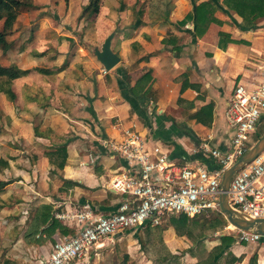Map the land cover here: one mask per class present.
Listing matches in <instances>:
<instances>
[{
	"label": "crops",
	"instance_id": "crops-1",
	"mask_svg": "<svg viewBox=\"0 0 264 264\" xmlns=\"http://www.w3.org/2000/svg\"><path fill=\"white\" fill-rule=\"evenodd\" d=\"M262 1L165 0V9L157 18L147 22L141 14L138 28L132 29L130 24L129 29L121 26L117 31L113 26L119 15L111 12L102 23L111 27L112 32L106 37L114 33L110 48L120 60L112 73L110 70L104 75L93 54L101 46L92 49L93 58H87V50L77 41L69 40L71 46L65 39L62 41L61 37L70 36L58 34L60 26H48V17L34 24V29L28 22L18 29L21 16L17 18L11 37L22 36V40L9 45L6 53L21 62L0 63L29 73L14 81L13 101L0 95L1 112L2 99L9 107L4 113L7 133H0V158L8 161L9 168L4 172L10 176L7 180L3 173L0 180L12 182L0 198L11 191L30 200L29 210L49 205L54 218L67 227L71 224L65 216L84 205L91 206L96 215L114 211L120 198L107 186L124 162L110 156L103 142L119 139L121 130L130 126L160 145L176 162L204 164L209 169L207 159L199 152L201 144L209 140L212 147H227L231 132L224 113L232 91L238 83L258 80V65L264 59ZM194 4H207L211 9L209 22L199 37L194 33ZM29 28L32 30L27 33ZM164 38L166 43H162ZM48 45L51 46L46 48ZM150 54L148 62L138 61ZM67 56L72 59L68 61ZM145 68L151 70L153 78L149 95L129 97L126 73L133 83ZM18 83L23 92H17ZM179 98L191 110L190 120L182 123L177 119ZM77 99L80 103L76 108ZM171 103L174 108L170 113L175 119L167 116L169 112L164 114ZM157 106L161 110L157 111ZM206 106L211 107L209 126L191 118ZM141 115L148 118L150 127ZM4 136L8 139L4 140ZM61 145L66 146L67 160L64 168L58 170L48 164L43 152ZM174 235L169 227L164 239L176 240ZM53 238L62 240L57 235ZM47 243L37 248L41 257H47L54 245ZM241 249L232 251L239 257ZM263 251L264 246L256 252L258 264H264ZM253 253L247 254L242 264H247Z\"/></svg>",
	"mask_w": 264,
	"mask_h": 264
},
{
	"label": "built area",
	"instance_id": "built-area-1",
	"mask_svg": "<svg viewBox=\"0 0 264 264\" xmlns=\"http://www.w3.org/2000/svg\"><path fill=\"white\" fill-rule=\"evenodd\" d=\"M224 116L231 132L227 147L220 150L207 140L199 148L204 159L218 166L213 170L204 164L176 162L134 126L122 129L117 140H105L108 154L124 162L107 186L119 196L118 207L96 215L91 206L84 205L66 215L77 233L55 243L49 255L37 259L36 264H80L109 236L146 225L159 226L168 215L192 218L207 212L221 214L222 175L250 149L252 134H258L264 120V59L258 65L256 82L236 84ZM227 200L245 218H264V150L233 176ZM235 231L236 243L264 246V237L256 232Z\"/></svg>",
	"mask_w": 264,
	"mask_h": 264
},
{
	"label": "rangeland",
	"instance_id": "rangeland-1",
	"mask_svg": "<svg viewBox=\"0 0 264 264\" xmlns=\"http://www.w3.org/2000/svg\"><path fill=\"white\" fill-rule=\"evenodd\" d=\"M42 1L35 0L34 7L31 10L23 12L19 15V17H21L19 19L20 22L17 28L20 29L21 26H25L27 22L30 23L33 28L35 27L34 24H37L41 19H45L48 17L47 19L49 20L47 21L48 23H46L48 24V26H51L52 28L60 26L61 28L60 30H58V34H67L66 36H70L73 38L68 39L70 37H61L62 41L63 39H65V43L67 44V46H71V42L69 40L77 41L80 46L84 47V49L87 50L85 51L87 58H93L91 54V51H93L92 49L95 47L99 48L101 46L102 40L106 37V35L112 32L109 25H106V27H104L102 23V21L105 19V16H109L111 12L112 14L115 12L116 15H119L118 23L116 22L115 27L113 26V29L117 31L121 28V26L123 28L126 26V28L129 29L130 24L135 20V12L137 10L142 11V19L150 22L154 19L153 17L157 18V16L163 11V9H165V0H101V6L99 8L100 10L97 16L88 17V15H85L82 17L81 9L87 4L88 0H69L67 4L63 2V0ZM56 2L59 3L55 4ZM127 10L129 11L126 12ZM31 30L32 29L29 28L27 33ZM88 32H92V34H89ZM159 34L161 33H158V35ZM97 36L98 38L96 39ZM26 38L24 39V41L26 40ZM8 40L10 46L15 44L17 45V43L21 42L22 36L9 37ZM58 42L59 41H57V43ZM50 46L51 45H48V47L46 48H49ZM7 51L1 52L0 54V61L2 62V64L5 65L12 62H21L20 59H14L11 54L6 53ZM33 53L39 54L38 51H34ZM69 57L67 56L68 61L72 59H69ZM67 60L65 59V61ZM42 61L45 62V60ZM112 70L110 71L111 73ZM131 70L133 71L134 69ZM104 74L105 73H103L102 70V75ZM13 83L14 81L12 82V86ZM21 86V83H18L16 85V90L19 89L17 92L21 90V92L24 91ZM78 89L81 90L80 87ZM74 103L77 108L80 100L77 99ZM1 108L3 114L1 112L0 133H7V122L4 118V113L9 107L8 103L3 99L1 100ZM173 108L174 104L171 103L166 108V112H164V114H167L169 112L167 116L175 119L173 114L170 113ZM176 109L179 110V117H177V119L179 120L178 122L182 123L184 121L190 120L188 117L191 111L190 108L185 107L184 104L177 103ZM61 110H64V108L61 107ZM158 110H161L159 106H157V111ZM258 133L260 136L263 135L264 124L263 126H261L260 130L258 129ZM255 136V133L252 134L251 147L255 143ZM7 139L8 138L5 137L4 140ZM45 150H47V148ZM3 173L5 174V172ZM3 173L0 175H3ZM4 178L9 180L10 176L5 174ZM18 195V193H11V191H7L1 197L2 199L0 198V206L2 207L0 209V264H36V260L42 256V254L38 252L37 248L40 246L49 245V243L44 242L41 243L42 245L36 244L34 243V237H26V229L30 225L35 212L29 210L30 200L28 198L21 199L20 197H18ZM38 207L35 206L34 208L37 209ZM29 217H32L31 220L29 219ZM224 222L225 224L223 227L220 226L206 231L205 237L202 238L201 241H199L198 245H194L192 241L190 239H187L186 237H177L174 235L176 240H169V237H166V239H164L166 231L169 229V216H166L165 218H163L161 225L158 226L161 231V234H159L161 238L160 240H162L164 245L172 254H176L180 257V262L182 264H191L196 260L204 258L205 254L208 251H210L214 246L218 245L220 243V237H235L236 231L227 228L230 224L226 221V219H224ZM165 229L167 230L164 232ZM140 234L141 228L130 233L124 232L113 237L111 236L110 239L102 242L103 245L101 247L92 250L89 256H87L85 260L80 264H122V260L125 255H128L127 264H153L148 259V257L144 255L139 249L140 238H142ZM168 236H170V238L172 237L171 234ZM233 240L234 242L230 246V251L232 253V250H235L236 247L243 248L237 253H240V255L243 257V260L241 263L237 264H242L247 254L259 252L263 248L261 244L243 245L236 243L235 238H233ZM46 248L49 249L50 247L48 246ZM190 248L194 254V257H192L189 253Z\"/></svg>",
	"mask_w": 264,
	"mask_h": 264
},
{
	"label": "trees",
	"instance_id": "trees-1",
	"mask_svg": "<svg viewBox=\"0 0 264 264\" xmlns=\"http://www.w3.org/2000/svg\"><path fill=\"white\" fill-rule=\"evenodd\" d=\"M35 0H0V54L5 52L9 47V37L13 33V27L17 18L23 12H27L34 7ZM69 0H63L66 4ZM193 3L196 0H191ZM264 4V1H262ZM101 6V0H88L87 4L81 9V16L88 15V17L96 16L99 13V8ZM207 7V4H194V33L195 36H201L204 33L205 24L209 22L207 19L210 17L211 9ZM264 8V7H263ZM142 11L137 10L135 13L136 18L133 23H131L130 28L136 29L141 24L139 15ZM207 20V21H206ZM162 43H166V39L162 40ZM134 45V44H132ZM150 55L140 58L138 61L148 62ZM39 71V70H38ZM29 73L28 70H20L16 66H3L0 63V95H4L7 100L13 101L15 95L12 92L11 86L12 82L19 79ZM151 70L145 68L140 76L136 80L131 82L128 74L126 73V84H127V94L129 97L138 98L139 96L146 97L149 95L151 85L153 83V78L151 75ZM185 86L181 88V92L184 91ZM124 95V94H123ZM125 97V95L123 96ZM184 101L178 99L177 103L182 104ZM210 106L201 108L197 112L191 115V118L196 120L205 126L211 124ZM1 115V110H0ZM143 121L146 122V126H149V120L143 117ZM264 120L261 123L263 126ZM264 134V133H263ZM254 141L256 142L261 136L259 133L255 136ZM43 157L47 159L49 165L56 167L58 170H62L66 165L67 153L66 146H57L53 151L44 152ZM206 165H208L210 170L217 168L212 161L206 160ZM9 168L8 161L0 158V174ZM10 181L0 180V195L4 191L5 187L9 185ZM2 207L0 206V209ZM34 216L31 220L30 225L26 229V237H34V243H57L55 235L59 238H67L69 236H74L77 233V228L74 226H64L58 220L54 218L53 211L49 205H41L34 210ZM169 216V227H171L177 237H186L190 239L194 245H198L199 241L205 237V232L214 229L216 227L224 226L225 222L220 213L217 212H207L201 215L194 216L192 218L186 215H168ZM166 217V216H165ZM164 217V218H165ZM161 225V224H160ZM132 231H126L130 233ZM160 229L158 226L146 225L141 227L142 238H140L139 249L140 251L148 257V259L153 264H182L180 262V257L176 254H172L169 249L164 245L162 240H160ZM124 233V232H123ZM33 241V240H32ZM31 241V242H32ZM234 242L231 236L220 237V243L214 246L210 251H208L204 258L196 260L191 264H237L241 263L243 260L242 256H236L230 251V246ZM42 245V244H41ZM244 245V244H243ZM189 253L194 257L191 248ZM128 255H125L122 260V264H127ZM247 264H258L257 253L254 252L248 259Z\"/></svg>",
	"mask_w": 264,
	"mask_h": 264
},
{
	"label": "water",
	"instance_id": "water-1",
	"mask_svg": "<svg viewBox=\"0 0 264 264\" xmlns=\"http://www.w3.org/2000/svg\"><path fill=\"white\" fill-rule=\"evenodd\" d=\"M114 33H111L103 41L99 50L94 49L93 54L101 64L105 72L110 71L119 63V57L112 52L110 45ZM264 150V134L253 144V146L240 157L222 175L220 182L221 194L219 197L220 212L226 221L237 230L254 231L264 237V218L249 219L236 212L228 203L229 185L233 176L250 164Z\"/></svg>",
	"mask_w": 264,
	"mask_h": 264
},
{
	"label": "bare ground",
	"instance_id": "bare-ground-1",
	"mask_svg": "<svg viewBox=\"0 0 264 264\" xmlns=\"http://www.w3.org/2000/svg\"><path fill=\"white\" fill-rule=\"evenodd\" d=\"M227 228L230 230H236V229H234V227L232 225H229ZM108 239H110V236L108 237Z\"/></svg>",
	"mask_w": 264,
	"mask_h": 264
}]
</instances>
